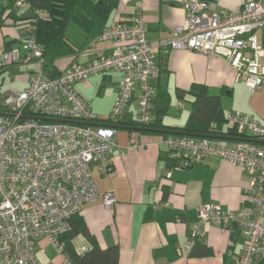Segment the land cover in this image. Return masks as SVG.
<instances>
[{
  "label": "built area",
  "instance_id": "built-area-1",
  "mask_svg": "<svg viewBox=\"0 0 264 264\" xmlns=\"http://www.w3.org/2000/svg\"><path fill=\"white\" fill-rule=\"evenodd\" d=\"M8 3L23 9L26 0H0V4ZM180 7L185 24L177 26L161 44L162 54L185 50L219 56L234 70L236 83H243L250 93L259 91L264 85V0H248L240 12L219 15L209 12L207 0H181ZM94 41L112 42L110 54L99 52L96 58L66 68L56 78L47 77L41 69L42 49L32 25L26 28L21 49H0V69L19 61L35 66L23 91L0 94V107L5 109L0 112L13 116H0V264H41L35 253L41 239L61 254L64 264H73L59 242L70 230V219L84 204L100 201L110 209L116 202L112 191L99 194L89 164H96L102 175L110 172L107 159L116 147L114 126L137 91L136 122L141 127L151 122L152 83L160 71L141 8L128 20L106 28ZM109 73H119L120 81L107 124L30 119L100 124L75 85ZM226 121L239 136L264 140V126L256 120L229 112ZM163 143L171 160L164 168L166 177L175 168L187 169L207 158L226 160L250 175L243 188V206L237 211L215 204L198 207L193 237L185 249L189 251L196 240H202L205 227L212 225L243 234L235 264H255L264 258V144L175 135L166 136ZM86 250L83 246L75 249L77 254Z\"/></svg>",
  "mask_w": 264,
  "mask_h": 264
},
{
  "label": "crops",
  "instance_id": "crops-1",
  "mask_svg": "<svg viewBox=\"0 0 264 264\" xmlns=\"http://www.w3.org/2000/svg\"><path fill=\"white\" fill-rule=\"evenodd\" d=\"M207 1L209 12L219 15L240 12L248 0ZM180 2L118 0L106 25L126 21L136 8H141L156 64L162 69L152 86L155 94L157 91L168 94V107L158 117L163 127L171 129H152L179 131L186 125L194 100L193 86H205L209 94L218 96L223 114L240 112L264 126V85L259 91L250 93L243 83L234 81V70L219 56H205L185 50L162 54L161 44L172 36L177 26L185 24V13ZM3 8L4 5L0 4V49H21L26 32L22 34L19 27L22 25L11 21L12 17L5 18L7 12ZM20 11L22 17L32 15L27 6L22 10L16 9V12ZM73 26L77 30L72 29L73 33L68 35L75 51L55 61L59 73L96 58L99 52L107 56L114 45L108 41L99 43L94 39L89 40L84 31ZM256 34L261 38L260 31ZM29 64L32 63H22L3 72H13L18 66ZM22 77L24 84L18 88L19 91L28 85L29 75ZM13 80H16V76ZM119 81V73L99 74L76 84L75 90L89 103L97 118L105 120L112 108ZM138 95L139 91L135 92L122 117L123 122L137 124ZM155 115L153 107L151 120ZM119 126L141 128L138 125ZM222 130V136L249 139L239 136L235 127L228 122ZM165 136L168 135L117 129L116 147L107 159L110 172L102 175L96 164L88 166L99 194L112 191L116 202L110 209L104 208L100 201L82 205L79 215L85 227L99 246L117 247V264H235L243 243V234L236 230L223 231L212 225L206 226L203 246L200 247L204 249L202 255L198 254L197 247L192 246L193 249L188 251L185 245L192 240L198 207L215 204L223 210L237 211L243 206V188L249 182L250 175L226 160L207 158L187 169L175 168L171 176L166 177L164 168L171 165V160L163 143ZM81 246L88 249L90 243L82 236L72 240L74 249ZM35 253L41 264H64L61 254L45 239L36 243ZM255 264H264V258Z\"/></svg>",
  "mask_w": 264,
  "mask_h": 264
},
{
  "label": "trees",
  "instance_id": "trees-1",
  "mask_svg": "<svg viewBox=\"0 0 264 264\" xmlns=\"http://www.w3.org/2000/svg\"><path fill=\"white\" fill-rule=\"evenodd\" d=\"M117 3L118 0H26L25 7L27 6L32 12L29 17H22L21 11L16 12L17 8H14L11 3L3 4V11L7 12L6 19L12 17L10 18L11 21L25 24V31L29 25L34 27L35 41L42 49L43 62L41 69L47 77L56 78L62 72L57 71L55 61L75 51V46L68 35L69 26H77L87 34V39L95 40L106 28L114 26L106 27L109 16ZM5 50L9 51V49ZM22 63L24 62L19 61L1 68L0 74L5 69ZM157 66L161 73V67ZM192 89L195 92H192L194 100L191 103L190 114L186 125L180 128L179 131L199 135L222 136L224 134L222 128L227 121L226 114H223L221 109L219 97L209 94L205 86H193ZM152 105L155 107L157 116L155 115V118L148 125L142 127L171 129L163 127L158 117L168 107V94L157 91ZM4 110L0 107V111ZM122 117L117 121V125L140 126L138 123L123 122ZM98 121L100 124L108 123V119H98ZM173 162L176 163V160H172ZM78 236L84 237L90 243V247L82 254H77L72 247V240ZM59 242L63 245V254L73 264H117V247L103 248L99 246L85 227L79 213L70 219V230L59 237ZM193 246L194 248L197 247L195 249L199 255L204 253V249H200L203 246L202 240H196Z\"/></svg>",
  "mask_w": 264,
  "mask_h": 264
},
{
  "label": "water",
  "instance_id": "water-1",
  "mask_svg": "<svg viewBox=\"0 0 264 264\" xmlns=\"http://www.w3.org/2000/svg\"><path fill=\"white\" fill-rule=\"evenodd\" d=\"M0 116L2 117H13L10 114L0 112ZM21 119H28V117H21ZM34 120H40V121H47L52 123H74L79 125H86V126H101V124L98 123H91V122H78V121H64V120H58V119H45V118H30ZM115 129H135L139 131H146V132H156V133H162L165 135H176V136H186L191 138H207V139H220V140H234L235 138H230L227 136H209V135H199V134H193V133H185L181 131H162V130H153L148 128H129L124 126L115 125ZM235 141H247L250 143H257V144H264V140H252V139H235Z\"/></svg>",
  "mask_w": 264,
  "mask_h": 264
},
{
  "label": "rangeland",
  "instance_id": "rangeland-1",
  "mask_svg": "<svg viewBox=\"0 0 264 264\" xmlns=\"http://www.w3.org/2000/svg\"><path fill=\"white\" fill-rule=\"evenodd\" d=\"M22 26L19 25V27H21L22 29L20 31H22V34H25V24H23L22 22H19ZM72 29L77 30L73 25L70 26L68 28V34H72L73 32L71 31ZM27 67V68H26ZM34 64H29V65H22V66H18L16 69L10 70V71H6L0 74V94L4 95L7 93H11V92H21L19 91V87H23L24 84V79L22 76H28L30 70H33ZM12 74H14V76H16V80H13L14 76H12Z\"/></svg>",
  "mask_w": 264,
  "mask_h": 264
}]
</instances>
